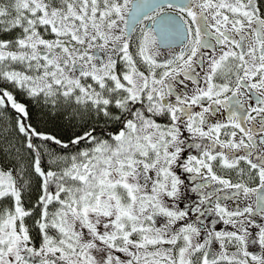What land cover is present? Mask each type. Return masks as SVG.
<instances>
[{"label":"flooded vegetation","instance_id":"obj_1","mask_svg":"<svg viewBox=\"0 0 264 264\" xmlns=\"http://www.w3.org/2000/svg\"><path fill=\"white\" fill-rule=\"evenodd\" d=\"M132 1L0 0V31L17 37L0 43L2 58L66 79L59 92L74 100L96 86L103 99L93 107L143 103L156 116L144 119L153 143L162 138L160 153L149 163L137 156L132 172L119 176L130 206L116 200L68 231L92 249L115 241L110 227L126 218L123 247L103 250L122 264H264V0H165L128 32ZM125 63L156 71L146 94L135 72L115 77ZM26 75L23 68L7 80L38 94L43 80ZM10 179L0 187L15 186ZM14 192L0 194L1 207ZM16 224L6 238L12 264H76L72 248L53 249L41 231L24 235Z\"/></svg>","mask_w":264,"mask_h":264},{"label":"trees","instance_id":"obj_2","mask_svg":"<svg viewBox=\"0 0 264 264\" xmlns=\"http://www.w3.org/2000/svg\"><path fill=\"white\" fill-rule=\"evenodd\" d=\"M15 37L0 31V43ZM9 92L14 93L16 99L8 101L6 95ZM0 102L3 103V105L0 103V170L10 171V174L0 171V183H7L11 177L10 180H13L17 187L16 181L20 177L23 188V191L20 189L18 192L19 200L15 198L13 201L5 200V203H1L4 206H0V212L3 210L8 212L5 205H11V209L12 205H15L17 208L12 213L16 214V219L12 217L10 220L0 222L4 225L6 221L11 225L18 224L25 215L32 214L31 220L27 222L34 225L37 230L43 228V233H47L46 228L51 226V223L48 225L46 221L47 215L52 211L51 208H59L55 204L58 205L60 196L53 187V178L57 171L55 161L79 158L77 156L90 149L94 141H114L117 135L127 129L134 112L154 122L156 118L143 103L137 104L133 109H127V106H123L125 108L123 109L114 105L106 107V104L102 105L103 107H92L89 103L78 104L71 94L65 95L46 87L35 94L23 84L8 81L2 69ZM15 104H22L25 111H13L12 114L1 110L3 107L14 110ZM11 186L16 188L14 185ZM24 192L23 201L21 196ZM49 196L52 200L48 198ZM78 223L79 220L76 224ZM71 224L72 220L67 226Z\"/></svg>","mask_w":264,"mask_h":264},{"label":"rangeland","instance_id":"obj_3","mask_svg":"<svg viewBox=\"0 0 264 264\" xmlns=\"http://www.w3.org/2000/svg\"><path fill=\"white\" fill-rule=\"evenodd\" d=\"M0 58H2V56H0ZM0 64V69L6 73L7 77L19 73L21 68L15 66L14 63H10L9 58L6 56L0 59ZM22 66L27 73V75L24 76L25 79L43 80L42 87H46L48 90L54 89L62 91L63 87H65L64 85L68 83V81L63 78L56 77L58 80H56V78H51V73H48L47 71L36 73L37 69L36 67L31 66V63ZM124 66L125 68H123V71L115 73V77L124 81L126 75L130 76L129 71L135 72L137 79L142 82L141 92L139 93L140 96L143 95V93L146 94V91L148 92L149 88L157 81L155 77L156 71L142 63H125ZM48 68L49 67H46L45 69ZM22 74L25 73L23 72ZM60 81L64 83H59ZM67 86L69 87L70 85ZM108 86L110 87V84H108ZM120 87L124 88L125 91H129V86L124 82L121 83ZM82 89L81 92L76 94V101L80 105H83V103H89L90 106H92V102H95L94 105L96 106L97 103H100L103 99V95H100V93L103 92L101 88L91 86L90 88ZM108 89L109 88H107V90ZM151 105L152 108L155 109L156 106L152 103ZM144 118L145 117L139 114H134L131 121L135 123V126H133L131 122L128 123V130L117 135L114 141H94L93 146L90 149L83 151L77 156L79 158L75 159L71 157L68 158V160L60 159L55 161L57 171L53 178V187L55 188V192L58 191L57 194H59L60 200L57 201L58 205L55 204V206L59 208L55 209L52 207V211L48 215L46 213L47 224L49 225L51 223V226L46 228L48 233L52 234L51 231L56 230L53 229V227H55L60 233L58 239L64 241L67 240L65 238L67 235L66 227L69 222L71 223V220L72 224L75 225L78 220L82 221L83 217H85L87 223H92L96 216L99 215L102 217L103 213H106L110 204L117 205V202H114L116 200H118L123 207L130 206L131 194L127 192L129 186H127L126 180L120 181L119 176L123 178L124 176L122 174L127 175L132 172L133 163L137 160V156H141L146 163L153 161V157L160 153L163 145V142H161L162 138H160L161 140L157 144V142L153 143L152 141L154 135L151 133H149V136L146 135V131L151 128V124ZM124 155L125 157L126 155L131 156L125 160L123 158ZM124 162H126V167H123ZM20 180V177L17 178V187L15 186V199L17 200H19V190L22 189L23 191ZM13 189L14 187L11 185L9 187H0V194L5 192L10 193ZM24 194L25 192L22 193L23 196L20 195L21 200L23 201ZM50 196L48 198L52 200ZM123 196L124 198L121 200ZM61 203H63V205H61ZM22 206L24 208H29V206L26 205ZM8 207V212L6 210L0 212V221L5 219L10 220L12 217L16 219V214H13L12 212H14L17 207L15 205H12V209L11 205ZM95 211H98L97 215L93 214ZM31 217L32 214H27L22 218V222L19 221L22 223L18 225L21 232L25 233L22 228L23 224L31 220ZM125 220L126 218H123L122 222H115L113 223V227H110V232L116 230V234H114L116 240H110V243H112V246L114 247H123L126 238L123 231L127 227V225H125L127 221ZM9 223V221H6L4 227L5 231H2V234L0 233V240H3L0 243V254H3L8 248L13 246V241L6 240L7 232L10 230ZM27 232L32 237L37 235V229L32 224H27ZM103 235L106 236L105 234ZM52 239H54V235L49 237V241ZM60 240L57 241V245L61 247L62 243ZM18 244L22 245V241H15V252H17L16 246Z\"/></svg>","mask_w":264,"mask_h":264},{"label":"crops","instance_id":"obj_4","mask_svg":"<svg viewBox=\"0 0 264 264\" xmlns=\"http://www.w3.org/2000/svg\"><path fill=\"white\" fill-rule=\"evenodd\" d=\"M2 241L3 240H0V243ZM71 248L75 253L74 258L76 264H122L121 259H115L114 257H111L110 254L106 255L103 252L105 249H109L110 251L112 248V243H110L108 239L107 241L102 240L94 242L92 249H90L89 246L84 245L83 242L75 239ZM13 259V253H7V250L3 254H0V264H12Z\"/></svg>","mask_w":264,"mask_h":264},{"label":"water","instance_id":"obj_5","mask_svg":"<svg viewBox=\"0 0 264 264\" xmlns=\"http://www.w3.org/2000/svg\"><path fill=\"white\" fill-rule=\"evenodd\" d=\"M165 0H133L131 7L127 13L126 27L129 32L143 16L148 15L161 4H164Z\"/></svg>","mask_w":264,"mask_h":264}]
</instances>
